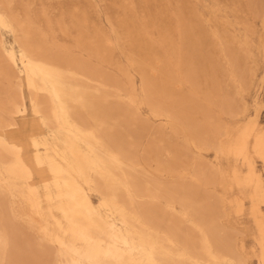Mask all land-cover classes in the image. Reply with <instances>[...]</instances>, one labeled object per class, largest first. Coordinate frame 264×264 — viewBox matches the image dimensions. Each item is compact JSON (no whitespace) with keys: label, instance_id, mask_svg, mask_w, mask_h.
<instances>
[{"label":"rangeland","instance_id":"1","mask_svg":"<svg viewBox=\"0 0 264 264\" xmlns=\"http://www.w3.org/2000/svg\"><path fill=\"white\" fill-rule=\"evenodd\" d=\"M263 139L264 0H0V264H264Z\"/></svg>","mask_w":264,"mask_h":264},{"label":"bare ground","instance_id":"2","mask_svg":"<svg viewBox=\"0 0 264 264\" xmlns=\"http://www.w3.org/2000/svg\"><path fill=\"white\" fill-rule=\"evenodd\" d=\"M61 92L62 91L60 90H55L56 96L60 100H62ZM69 125L71 128V131L74 130L89 139L93 138L94 140L95 139L97 140V137L93 135V133L90 130H85L80 125L75 124V123H69ZM248 137L249 135H246L244 138V141H242V145H241L242 152L245 151L247 148ZM257 146L261 154L264 150V139L258 141ZM36 160L40 166H43V162L40 157H36ZM47 162L53 174L54 185L58 191V197L60 198L59 209L72 222H74L75 226L78 229L84 227L85 222H84V217L82 216L81 212L79 211L75 203L66 199V190L64 189V186H67V185L76 186L77 185L71 179L72 174L67 170V168L64 165H62L60 162H58L53 157H50ZM26 169L29 174L33 173V169L31 166L27 165ZM101 175H105V172L101 173ZM44 180L48 182L47 177H44ZM40 200H41L40 194L35 189H29V191L26 194V201L30 209L32 210V214L30 215L31 222L39 226H41L42 224L41 219L43 215V213L41 212L42 207L40 205ZM259 226L264 229V223H259ZM53 229L56 230L57 227L53 225ZM43 232L46 236V239L49 242H52L58 247H60L62 251V256L65 259L67 264H80L81 260L86 261L87 264H95L98 261L94 255L96 252V246L95 245L84 246V244L80 241V239L75 233L72 232L71 234L67 232V233H64L65 237L62 236V237L57 238L53 236V233H51L50 230L45 229L44 231L43 229Z\"/></svg>","mask_w":264,"mask_h":264}]
</instances>
